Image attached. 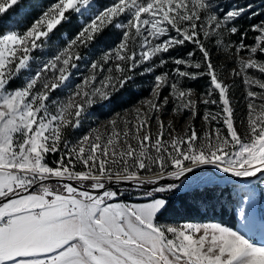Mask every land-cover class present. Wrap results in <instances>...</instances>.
<instances>
[{
  "label": "snow or ice",
  "instance_id": "obj_1",
  "mask_svg": "<svg viewBox=\"0 0 264 264\" xmlns=\"http://www.w3.org/2000/svg\"><path fill=\"white\" fill-rule=\"evenodd\" d=\"M24 7L0 0V264H264L253 0ZM144 77L147 96L84 129ZM207 168L234 178L238 225L178 219L172 196Z\"/></svg>",
  "mask_w": 264,
  "mask_h": 264
},
{
  "label": "rangeland",
  "instance_id": "obj_2",
  "mask_svg": "<svg viewBox=\"0 0 264 264\" xmlns=\"http://www.w3.org/2000/svg\"><path fill=\"white\" fill-rule=\"evenodd\" d=\"M32 1V0H31ZM34 1V0H33ZM237 2H242V0H224L225 4H232V3H237ZM39 3V2H38ZM253 3L255 5V11L256 13H260L262 10H264V0H253ZM38 5V4H36ZM250 17V18H249ZM249 17H246L243 21H241L242 24L245 26H249L252 23L254 17H251L249 14ZM258 23V22H257ZM251 36V33H250ZM191 47V46H189ZM150 77H144V78H139L135 82L134 86H131L129 90L127 91V95L123 94L122 97L119 99V103L116 104L115 106H110L108 108H105L101 111H97L93 116L89 118V120L85 123L84 129L86 130L89 127H94L95 126V121L97 120H104L106 119L110 114L111 110H116V111H121L122 109L129 108L136 104V102L143 98L144 96L148 95V88H149V83H150ZM191 86L196 87L198 90L202 89L206 85V78H202L198 81H192L189 82ZM235 98L237 100H240L241 97V92H242V86L240 85L239 81L237 80V86L233 90ZM137 100V101H136ZM124 105V106H123ZM243 108V101L240 100V104L238 105V115L241 114V110ZM115 112V111H113ZM201 171V170H198ZM196 171V172H198ZM210 172V171H209ZM212 174V172H210ZM214 173V171H213ZM215 174V173H214ZM191 178V175L189 176V179ZM187 182L182 184L181 188L179 191L175 192L177 193H185V192H192V191H206L210 190L212 191L210 199L206 200L203 198V202H200V207L203 210H206L208 207L212 209H220L222 205H227L229 211L234 212L232 205L229 203V198H230V193L232 192V185L231 184H222V183H216V184H211V183H206V184H201L200 182L197 183V185L194 186H187ZM133 199H137V197H133ZM214 206V207H213ZM237 217V216H236ZM237 225H238V217H237Z\"/></svg>",
  "mask_w": 264,
  "mask_h": 264
},
{
  "label": "trees",
  "instance_id": "obj_3",
  "mask_svg": "<svg viewBox=\"0 0 264 264\" xmlns=\"http://www.w3.org/2000/svg\"><path fill=\"white\" fill-rule=\"evenodd\" d=\"M40 2L41 0H25V7L23 9H16L15 11L16 13L22 14V18L26 20L36 10H38L37 8H33L32 6L36 4L39 5ZM261 19H264V10H262L254 17L252 23H257ZM126 93L127 92L124 93L125 96H128ZM113 111L116 110H111L110 114H112ZM211 193L212 191L210 190H196L192 192L177 193L173 195L172 200L174 201V207L175 209L179 210L178 219L181 221L190 220L192 222H221L229 224L230 226L233 224H237V217L235 213L229 211L227 205H222L219 210H211L210 207H208L206 210H203L200 207L199 203L203 202V198L206 200L210 199ZM172 215L175 216L176 213H172Z\"/></svg>",
  "mask_w": 264,
  "mask_h": 264
},
{
  "label": "bare ground",
  "instance_id": "obj_4",
  "mask_svg": "<svg viewBox=\"0 0 264 264\" xmlns=\"http://www.w3.org/2000/svg\"><path fill=\"white\" fill-rule=\"evenodd\" d=\"M212 172V174L210 172ZM213 169L207 168L206 170H201L198 172H195L194 174H190L191 178L187 181L186 185L189 187L197 185V183L201 184H206V183H211V184H216V183H222V184H231L233 182V179H225V180H219L216 175L213 173ZM223 175V174H221Z\"/></svg>",
  "mask_w": 264,
  "mask_h": 264
}]
</instances>
